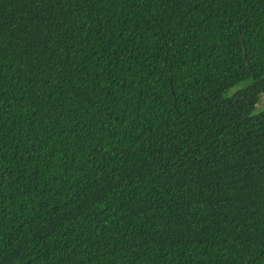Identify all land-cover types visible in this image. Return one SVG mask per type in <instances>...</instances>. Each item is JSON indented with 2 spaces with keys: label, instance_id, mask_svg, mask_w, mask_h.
Here are the masks:
<instances>
[{
  "label": "trees",
  "instance_id": "16d2710c",
  "mask_svg": "<svg viewBox=\"0 0 264 264\" xmlns=\"http://www.w3.org/2000/svg\"><path fill=\"white\" fill-rule=\"evenodd\" d=\"M264 0H0V264H264Z\"/></svg>",
  "mask_w": 264,
  "mask_h": 264
},
{
  "label": "rangeland",
  "instance_id": "374dc122",
  "mask_svg": "<svg viewBox=\"0 0 264 264\" xmlns=\"http://www.w3.org/2000/svg\"><path fill=\"white\" fill-rule=\"evenodd\" d=\"M262 107H264V95H263L262 100L259 104V108L263 109Z\"/></svg>",
  "mask_w": 264,
  "mask_h": 264
}]
</instances>
